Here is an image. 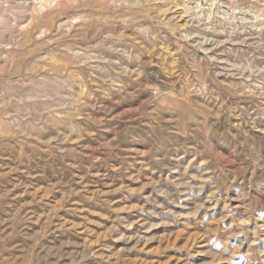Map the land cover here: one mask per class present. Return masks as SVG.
Here are the masks:
<instances>
[{"label": "rangeland", "instance_id": "1", "mask_svg": "<svg viewBox=\"0 0 264 264\" xmlns=\"http://www.w3.org/2000/svg\"><path fill=\"white\" fill-rule=\"evenodd\" d=\"M0 264H264V0H0Z\"/></svg>", "mask_w": 264, "mask_h": 264}]
</instances>
